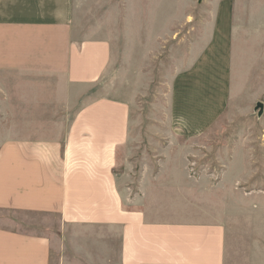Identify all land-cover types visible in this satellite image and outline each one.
Wrapping results in <instances>:
<instances>
[{"label": "crops", "instance_id": "obj_1", "mask_svg": "<svg viewBox=\"0 0 264 264\" xmlns=\"http://www.w3.org/2000/svg\"><path fill=\"white\" fill-rule=\"evenodd\" d=\"M72 24L71 0H0V74L48 77L62 111L78 106L23 121L47 131H0V264H225L211 180L164 159L137 169L128 147L120 168L129 105L94 94L110 45Z\"/></svg>", "mask_w": 264, "mask_h": 264}, {"label": "rangeland", "instance_id": "obj_2", "mask_svg": "<svg viewBox=\"0 0 264 264\" xmlns=\"http://www.w3.org/2000/svg\"><path fill=\"white\" fill-rule=\"evenodd\" d=\"M71 1L75 34L111 48L95 97L129 105L120 168L128 147L137 169L157 158L205 175L225 264H264V0ZM57 95L48 77L0 74V131H47L23 121L78 112Z\"/></svg>", "mask_w": 264, "mask_h": 264}]
</instances>
